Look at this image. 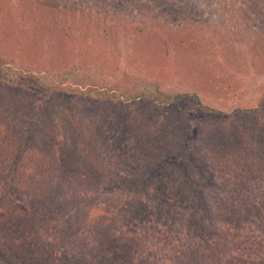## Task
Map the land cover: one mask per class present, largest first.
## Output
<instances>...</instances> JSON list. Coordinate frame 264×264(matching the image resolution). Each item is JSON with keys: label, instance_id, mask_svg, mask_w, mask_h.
Segmentation results:
<instances>
[{"label": "rangeland", "instance_id": "rangeland-1", "mask_svg": "<svg viewBox=\"0 0 264 264\" xmlns=\"http://www.w3.org/2000/svg\"><path fill=\"white\" fill-rule=\"evenodd\" d=\"M23 1L20 38L0 0V72L18 80L0 81V264H192L235 248L264 264V0ZM72 68L93 71L70 87L58 74ZM176 83L208 108L125 100ZM56 170L86 193L59 201ZM196 190L223 215L219 242L189 236V251L174 228L193 226Z\"/></svg>", "mask_w": 264, "mask_h": 264}, {"label": "trees", "instance_id": "trees-1", "mask_svg": "<svg viewBox=\"0 0 264 264\" xmlns=\"http://www.w3.org/2000/svg\"><path fill=\"white\" fill-rule=\"evenodd\" d=\"M25 2L23 0H11V3L9 4V8L10 10L12 9L13 6H15L14 8L15 9H19L18 11V16L21 18V20L23 21V24L21 23V20H19V35H20V38L22 35H24V32H25V28H24V25H25V22L26 20L28 19V17H31V11L30 10H26L23 8V4ZM241 14H247L246 13V10L243 11ZM22 18H27V19H22ZM30 20V19H28ZM35 21V20H33ZM35 23V22H33ZM54 28L56 27V23H54ZM84 70V69H80V68H77V69H69V70H66V71H61L58 75L63 79L65 78V80L69 83L70 87H73L74 84L76 83H83L82 81L84 80V78L81 79V77L85 74H88V75H91L89 71H93V69L90 68V70ZM0 81H2L3 85H6L5 87L8 88L9 85H12L11 83L13 82V87H16V83L18 80H16V77L14 76V79L11 78V75H10V71L9 69H6V70H3L2 72H0ZM158 88V91L156 93H152V92H148V91H142V92H139V93H132V97L131 96H126V101H130V100H135V99H139V98H147V99H150L152 103H154L155 105L159 106V107H162V106H172V105H176L178 102H181L183 100H192L193 102L199 104L201 107L207 109L208 106H206V104H204L202 102V97L203 94L202 92H199L198 88H193V89H190V86L188 85H182L180 83H176L175 85H172L170 86V90H172V92L169 94H166L164 92V90H169L166 86H157ZM75 89V88H73ZM149 90V89H147ZM123 95H120V96H115L113 95L111 97V99H113V97H116V98H120V97H123ZM40 123H35V126H32L29 130H27L28 134H30V136H27L28 138H33L35 137L34 135V131L36 129H38V125ZM41 128V126H40ZM39 128V129H40ZM162 164L163 165H157V169L158 171H161L162 167H166L168 165V161H165L163 160L162 161ZM156 168V167H154ZM253 168V167H252ZM62 174H64L62 171H58L56 170V172L52 175V181L51 182H54L56 180H58V182L56 183V187L58 190H60L61 192V196L58 198L59 201L60 200H64L66 198V194L72 190V191H75V194H76V198L77 200H79V198L81 197V195L79 193L83 192V193H86V184L83 183L81 180L80 181H77V179L71 177V175H67V174H64V176H62ZM79 192V193H78ZM195 195L193 197H195L199 203V205L201 206L200 207V211L197 212V214H195L196 216L193 217V219L190 221L191 225H188V226H185L184 224H179L178 226H176L174 229L175 231L179 234V232H182L183 234V239H179V238H174L175 239H179V243H182L184 240H186V247L187 249L189 248V251H192V250H196L197 248H195L193 246V240L189 239V236H192V237H195V238H199L200 239V242L202 241L203 243H207L209 245H213L216 241L217 243L219 242L218 240H214V239H211V236L210 234L212 233L213 231V228H215L214 226V217L217 215V217L220 218L221 215H223L221 212H219L218 210L216 211H213V209H205L204 207L207 205L208 201H206L205 199V196L202 195L201 193H199L197 190L195 191ZM199 195V196H198ZM228 201L230 200H227L225 199L223 201V203H227ZM230 204H233L231 203L230 201ZM231 208V209H230ZM230 211L233 212L234 211V207L230 206ZM60 214H62L63 216V212H61ZM224 217V216H223ZM60 220H63V218H60ZM238 226V233H236V235H241V227L242 225H237ZM173 229V228H172ZM174 236V234L172 233L171 234V237L170 235H167V236H164L165 238H169V239H172V237ZM160 238L162 236H159ZM219 239V238H218ZM173 241V240H172ZM225 240H223L220 244H217L216 243V249L215 251L217 250V246L219 245V249L220 250H223L221 249L222 248V245L224 243ZM245 243L248 242V244L252 243L253 240H252V235L248 234V237L245 239L244 241ZM243 243V242H242ZM183 244V243H182ZM260 244H262L263 248H264V242H260ZM186 249V248H185ZM213 248L206 250L205 252H208V251H212ZM188 251V250H186ZM240 250L238 248H235L231 253H229V255L231 256H234L232 258H229V259H223L217 255H211L210 256H200L198 257L197 259H195L196 261H193L192 264H244L245 261H249L247 260L246 258H242L240 257L241 254L239 253ZM156 253V252H155ZM253 253V252H252ZM250 254V258H254V256H256L255 253L253 254ZM258 256V255H257ZM256 256V257H257ZM209 259V260H208Z\"/></svg>", "mask_w": 264, "mask_h": 264}]
</instances>
